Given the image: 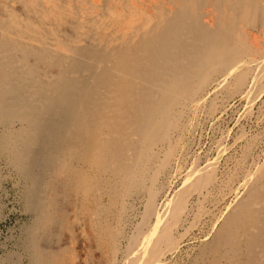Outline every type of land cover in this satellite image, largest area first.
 Here are the masks:
<instances>
[{
  "label": "bare ground",
  "instance_id": "obj_1",
  "mask_svg": "<svg viewBox=\"0 0 264 264\" xmlns=\"http://www.w3.org/2000/svg\"><path fill=\"white\" fill-rule=\"evenodd\" d=\"M90 2L0 0V155L30 181L32 263L64 264L68 203L108 264H169L188 229V264H264V161L223 207L226 149L203 164L185 139L211 94L264 95V0Z\"/></svg>",
  "mask_w": 264,
  "mask_h": 264
},
{
  "label": "rangeland",
  "instance_id": "obj_2",
  "mask_svg": "<svg viewBox=\"0 0 264 264\" xmlns=\"http://www.w3.org/2000/svg\"><path fill=\"white\" fill-rule=\"evenodd\" d=\"M89 1L96 2V0H88V2ZM13 6L15 8H18L17 10L20 9L19 5H16V3H13L11 5V7ZM69 6L71 8L78 7L84 9L88 6V3H85L83 5V3L81 4L76 1L73 6L67 5L68 12H70L71 14L70 16H68V19L69 17H71L72 19H70V22L64 23L63 27L61 26L62 29H64L63 32H65L67 29L68 32L66 31L65 34H72V21L75 20V18L73 17L75 15L72 14L74 9L72 10L71 8H69ZM82 16L80 17L83 20L84 17ZM64 26L66 28H64ZM254 34L256 33H254L253 31L249 32L248 35L250 42H253L256 39V36H253ZM252 36L254 38H252ZM263 98L264 95L259 98L260 101L258 99L256 104L250 108L248 107L249 104L247 103V100L242 99L240 95H235L231 98H225L221 93L211 94L210 101L208 103L206 102L207 104H202L201 106L196 107L193 111L195 113L194 117L192 116V113V115H190L191 117H189V121L191 124H189L190 129L188 128L189 131H187L188 133H186L187 137L185 136L186 143H188L189 146L192 147V153H194L195 155H202V159L204 162L203 164L207 162L206 160H215L214 157L216 158L218 156L220 147H224L226 149L225 155L219 160V173L224 183L226 184V182L228 181L227 184H230L232 187L229 190L227 187H225L224 189V199L221 202L223 207L234 201V193L232 192V190L234 191V189L239 186V184L242 182L240 180H244L246 172H248V170L254 171L256 166L263 163L264 161ZM244 143L247 145L246 147ZM221 144L224 146H222ZM226 145L229 149H227ZM7 158L9 157L0 155V264H33L31 261L32 259L30 258L31 254L27 248L26 243L30 236L29 230L32 227L31 224L34 225L36 221V212L31 209L30 200L27 196L30 181L12 163V161L9 160L10 158ZM232 158L233 160H231ZM232 163L235 165V167ZM247 168L248 170L246 171L245 169ZM241 170L245 172L242 173ZM233 180L235 181L233 182ZM232 195L233 197H231ZM208 206L212 209V204H208L206 207L208 208ZM65 208L69 217V226H67L68 229L56 228L55 235L52 237L49 245H51L52 247L64 248V264H108L107 257L108 261L110 257L104 254L101 247L96 242L94 235H91L93 234L92 229L90 227H85L86 225H89L85 224L87 223L85 216L81 214L77 216L73 206L68 203L65 204ZM33 212L34 214H32ZM134 220L135 221L133 225L135 224V227L139 218H136ZM188 230L181 231L187 233L182 238L183 241L180 245L179 251L169 255V257H171L169 260L172 262H169V264H188L187 260L189 259V257H193L195 255L194 249L198 244L197 242L200 236V230ZM102 255L105 257V260Z\"/></svg>",
  "mask_w": 264,
  "mask_h": 264
}]
</instances>
